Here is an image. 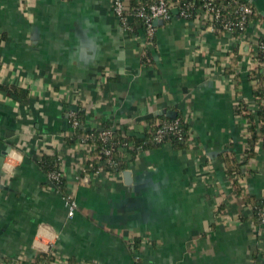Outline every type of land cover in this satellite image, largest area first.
<instances>
[{
	"label": "crops",
	"instance_id": "crops-1",
	"mask_svg": "<svg viewBox=\"0 0 264 264\" xmlns=\"http://www.w3.org/2000/svg\"><path fill=\"white\" fill-rule=\"evenodd\" d=\"M113 1L0 0V85L28 91L21 102L0 90V264L39 253L56 264H264V221L244 219L252 211L223 158L243 156L248 128L236 108L260 110L264 68L245 40L177 12L147 46L141 29L120 25ZM252 2L264 18V0ZM80 107L93 117L87 129L111 120L122 135L142 133L173 113L195 135L186 150L166 142L122 171L84 174L82 147L69 140V113ZM256 149L245 188L260 198L264 146ZM51 152L63 157L68 198L36 163Z\"/></svg>",
	"mask_w": 264,
	"mask_h": 264
},
{
	"label": "built area",
	"instance_id": "built-area-1",
	"mask_svg": "<svg viewBox=\"0 0 264 264\" xmlns=\"http://www.w3.org/2000/svg\"><path fill=\"white\" fill-rule=\"evenodd\" d=\"M131 0H114L113 13L120 25L128 32H134L132 24L134 20H141L144 26L142 30L147 46H152L157 33L156 23L158 21H169L173 12L177 10L180 18L186 21L201 20L206 28L212 32H222L234 40H245L250 45L251 59L255 57L257 64L264 68V18H255L256 13L253 6L246 0H151L132 7ZM251 32L256 37L250 42ZM236 34H239L236 36ZM253 54V55H252ZM250 61V60H248ZM264 74V73H263ZM75 100L76 97L74 96ZM77 97L76 100H78ZM255 116V126L257 130L264 129V120L258 113L252 112ZM70 132L77 131L81 126L75 112L69 113ZM245 127L249 125L244 123ZM87 126H89L87 124ZM86 126V127H87ZM91 127V126H90ZM89 127V128H90ZM116 124L108 128H102L97 133L89 132L80 137L77 141L85 154L84 161L80 166V171L87 174L91 170L97 173L104 172L106 168H116L118 163L115 159L117 153H123L127 149V142L118 140L115 133ZM71 135V134H70ZM168 135H177L182 138V130L179 120L163 121L155 132L154 142L163 144ZM247 147V146H246ZM245 147V149H246ZM98 152L99 158L93 153ZM56 152H51L54 155ZM243 158V156L239 157ZM61 164L57 170L48 172L47 179L49 186L59 183L65 177L63 157L59 155ZM96 161H100L97 167ZM244 181V186H245ZM264 197V196H263ZM68 216L72 218L76 213L75 203L68 202ZM260 221H264V207L258 210Z\"/></svg>",
	"mask_w": 264,
	"mask_h": 264
},
{
	"label": "trees",
	"instance_id": "trees-1",
	"mask_svg": "<svg viewBox=\"0 0 264 264\" xmlns=\"http://www.w3.org/2000/svg\"><path fill=\"white\" fill-rule=\"evenodd\" d=\"M151 2V0H131L130 3L132 7H136L141 3L145 2ZM177 1V0H174ZM180 1H189V0H180ZM255 18H258V16H255ZM260 18V17H259ZM133 26L136 30L144 29L143 23L141 20H134L132 21ZM218 36H226L222 32H216ZM239 34H236L238 36ZM3 42V36L0 34V46ZM148 58V53L145 55V58ZM237 57L235 56V59ZM2 68V63L0 59V69ZM237 78V76H236ZM258 87L264 85V76L263 73L261 74V77L258 81ZM0 90L2 91H8V93L11 94L15 99L21 101V102H27L28 101V91L25 89L13 86L12 88H8L5 86L0 85ZM257 100L260 104V110H258V116L264 120V91L263 88H258L257 90ZM237 114H239L244 122L249 125V128L247 130L248 138H247V147L244 150L243 158H237L232 153L227 152L226 155L223 157L225 161V168L227 176L232 180L233 182V194L235 196H240L242 200L244 201L245 206H247L251 211L252 214L247 217H243L244 219H250L253 223L256 225L260 224V218L258 215V210L262 209L264 207V197L257 198L255 196H252L249 191L244 186V181L246 178L252 174V169L250 168V162L255 159L257 155V145L261 144L264 146V129L257 130L255 126V116L253 115L252 111L248 109L244 104H238L237 105ZM78 120L81 124V126L78 127L77 131L69 132L71 134L69 136V140L72 141V143H76L81 136L89 133V132H98L102 128H108L112 126L113 121L106 120L102 121L99 125H92L89 129H87V123L89 120L93 119L92 116L87 115V111L84 108H79L77 112H75ZM173 120H179L180 122V128L182 130V138H180L177 135H168L164 141V143L169 142L172 144L173 148L175 150H186L190 146V142L192 138L195 135V131L193 128V123L188 120L184 115L179 114V116L176 117V119H169V118H161V120L158 122V124L153 125L150 124L145 128L142 133H136V132H126L124 135L121 134L119 130L115 133L118 140H121L123 142H127L129 146H127V149L124 150L123 153H117L115 155V159L118 163V166L116 168L111 169L112 171H122L125 168V163L129 160H134L139 156L142 152H144L148 148H154L160 144H156L154 142V136L156 130L159 128L161 123L163 121H173ZM71 128V127H70ZM71 143V144H72ZM94 157L99 158V153L94 152ZM127 158V159H126ZM129 159V160H128ZM39 167H41L47 176L48 172L57 170L59 168V165L61 164V159H59V154L56 153L51 156H43L39 161L36 162ZM93 174H98L96 171L91 170L90 171ZM54 189L58 191L59 193L63 194L65 197L68 198L67 194V183L65 178L61 179L59 183L54 185ZM139 246H136L138 248ZM27 264H56L55 262V256L48 255L44 253H39L35 255ZM67 264H76L72 261L68 262Z\"/></svg>",
	"mask_w": 264,
	"mask_h": 264
},
{
	"label": "water",
	"instance_id": "water-1",
	"mask_svg": "<svg viewBox=\"0 0 264 264\" xmlns=\"http://www.w3.org/2000/svg\"><path fill=\"white\" fill-rule=\"evenodd\" d=\"M246 1H248V2L253 6V2H252V0H246ZM174 12H178V11L175 10ZM161 22H163V21H161ZM167 116H169V117L172 118V119H176V116H175V114H173V113H167ZM6 154H7V152H4L3 155H2L1 158H0V170L2 169L3 161H4V159H5V155H6Z\"/></svg>",
	"mask_w": 264,
	"mask_h": 264
}]
</instances>
